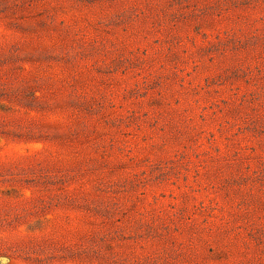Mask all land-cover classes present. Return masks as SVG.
<instances>
[{
    "label": "rangeland",
    "instance_id": "rangeland-1",
    "mask_svg": "<svg viewBox=\"0 0 264 264\" xmlns=\"http://www.w3.org/2000/svg\"><path fill=\"white\" fill-rule=\"evenodd\" d=\"M0 264H264V0H0Z\"/></svg>",
    "mask_w": 264,
    "mask_h": 264
}]
</instances>
